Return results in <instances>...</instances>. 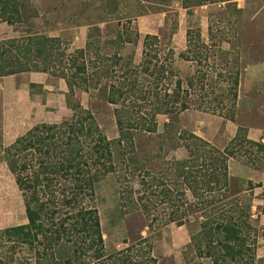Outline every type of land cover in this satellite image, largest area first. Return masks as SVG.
<instances>
[{
  "label": "rangeland",
  "instance_id": "obj_1",
  "mask_svg": "<svg viewBox=\"0 0 264 264\" xmlns=\"http://www.w3.org/2000/svg\"><path fill=\"white\" fill-rule=\"evenodd\" d=\"M15 1L19 14L12 15L11 25L0 20L6 24V27H3L6 31L0 34V41L22 40L33 34L58 38L59 44L54 52L57 57L63 52L65 57L63 59L60 57V60H63L62 66L58 65V60L54 62L56 68H64L68 65V55L75 50L83 49L85 36L90 27L99 26L102 30L100 36H95V39L99 42L98 53L99 57L103 58V65L97 61L96 66L101 69L104 65H110L111 75L102 77L95 89L88 92L76 91L75 97L71 100V103L78 101L83 110L90 112L98 130L90 137H80L82 145L92 143L90 138L96 139L100 133L107 141L118 137L119 131L114 117L115 106L106 103L105 88L108 83L119 86V82L127 78L130 71L133 78H136L137 89L125 93L118 102L124 104L125 109L135 120L138 119V115H144L147 123L151 121L150 102L156 95L162 97L165 87L161 89L163 84L173 89L178 79L184 80L186 76L198 78L204 75V90L195 95L196 97L193 96L192 100L198 102L202 98L200 96L206 94L204 100L209 102L211 110H197L191 105L190 109L177 116V126L187 135L194 134L219 149L226 147L238 128L246 130L248 139L264 144V0L234 2L207 0L205 5L187 9L181 7V0ZM117 20L121 25L115 27ZM125 28L138 33L139 38L136 39L135 45L124 44L123 47H117V43L113 45L105 43L118 39V36L125 39ZM145 35L157 36V47L160 50H157V55L155 50L151 52L157 59H145L142 55V40ZM187 40H191L195 48H200L201 58L197 55L196 58L185 61L177 57L179 53L188 50ZM4 47L9 49L5 56L18 58L20 66L31 70L29 72H34L37 68L34 64H38L39 69L44 67L38 60L31 62L23 59L24 53L17 54L13 47L7 45ZM167 49L172 54L164 59ZM44 54H48V49ZM90 60L92 62L94 56H91ZM117 60L119 65L113 63ZM164 62L171 64L170 69L175 72V76L169 77L156 87L153 85L155 80L150 71L159 69L160 64H165ZM91 68L89 66V73ZM143 68L148 72L143 71ZM236 73L238 85L233 109L234 120H230L227 117L230 116L228 94L232 92L231 81ZM46 76L48 86L52 89H43L42 85L38 84L31 92L33 106L27 114L25 111L19 113L11 98L8 104L4 85L1 89L3 95H0V233L7 228L27 223L23 197L5 163L1 161L3 148L11 145L36 125H59L63 120H68L71 114H78L77 110L70 111L66 105L67 88L64 80L48 73ZM221 104H226L227 108H222ZM170 120L169 115H156L153 119L155 126H147L150 131L155 130L144 134L148 137L141 136L137 147L141 153H146L149 157L159 156L148 163L147 168L152 173L164 168L165 176L172 180L171 172L165 170L167 165L163 163L184 159L187 153L182 147L172 150L165 147V152L158 150V145L167 143L165 134H162L164 125ZM166 129L171 132L172 128ZM247 155H250V152ZM254 158H258L257 155ZM107 165L105 163L106 167ZM113 166L115 172L108 170L98 175L93 182L92 196H87L84 200V204L90 200L97 211L105 257L112 255L113 261L118 253L124 251L125 254L127 248H132L127 253L128 256H132V262L142 260L146 262L145 264H153L149 261L153 259L154 264H210L208 260L197 258L190 244V237L198 229L192 222L180 226L175 222L151 223V227H148L149 221L141 213H125L126 209L120 208V190L125 184H131L132 190L135 191L139 177L136 174L133 176L134 181L127 179L120 184L117 175L124 173L123 168L115 162ZM228 167L230 174L239 183L243 182L244 189L250 188L248 189L251 194L250 224L253 226L250 239L255 238V262L258 263L264 259V214L261 212L264 205V159L261 157L254 163L240 158L231 159ZM97 169L104 172L100 166H97ZM248 181L250 184H247ZM169 188L173 186L170 185ZM43 249L45 250L41 244L35 243L30 248L27 245L5 241L0 237V264H47L45 258H40Z\"/></svg>",
  "mask_w": 264,
  "mask_h": 264
},
{
  "label": "trees",
  "instance_id": "obj_2",
  "mask_svg": "<svg viewBox=\"0 0 264 264\" xmlns=\"http://www.w3.org/2000/svg\"><path fill=\"white\" fill-rule=\"evenodd\" d=\"M206 2L207 0H181V7H199ZM13 14H19L16 1L0 0V20L11 25ZM119 25L121 24L117 20L114 26ZM124 30L125 39L118 36V39L105 43H117V47H123L124 44L135 45L136 39L139 38L138 33L128 28ZM101 31L99 26L90 27L83 49L68 55V65L64 68H56L54 64L58 60V65H61L63 60H60V57H65L63 52L60 57L54 52L59 44L58 38L33 34L22 40L0 41V77L31 71L21 67L18 58L5 56L9 52V49L4 47L7 45L13 47L17 54L24 53L23 59L31 62L38 60L40 65L44 66L39 69V65L34 64L37 67L34 72L48 73L63 79L68 94L65 95L66 105L70 111H78L77 115L71 114L70 120H63L59 125H36L11 145L3 148L1 161L5 163L23 197L27 223L3 230L0 237L30 248L35 243L43 245L45 250L43 249L40 258H45L47 264H145L142 260L132 262V256L127 255L132 248H127L125 254L124 251L118 253L113 261L112 255L105 257L97 211L90 200L84 204L85 198L93 194L95 179L105 171L115 172V162L120 164L124 171L117 175L120 184L127 179L134 181L133 176L136 174L139 177L135 191L132 190L131 184H125L119 192L120 208H125V213H141L149 221L148 227H151V223L175 222L180 226L192 222L198 228L190 237V244L197 258L208 260L210 264H254L255 238L250 239V231L253 230L250 224V188L244 189L243 182L240 184L230 174L228 164L231 159L236 158L250 163L260 160L261 157L264 159V144L248 139L246 130L238 128L226 147L219 149L194 134L187 135L177 126V116L190 109L191 105L193 109L211 110L209 102L204 100L206 94L199 95L202 98L198 102L192 100L193 96L204 90V75L178 79L173 89L163 84L161 89L165 87L162 97L156 95L150 102L152 114L151 121L147 123L144 115H138L135 120L124 104L118 102L125 93L137 89L136 78H133L131 71L128 72V77L120 81L119 86L108 83L105 88L106 103L115 106L118 137L107 141L100 133L96 139L90 138L92 143L82 145L80 142V137H90L98 130L90 112L83 110L78 101L72 104L71 100L76 91L88 92L95 89L102 77L111 75L110 65H104L101 69L96 66L97 61L99 64L103 62L98 53L99 42L95 39V36H100ZM157 44V36L143 37L142 55L145 59H157L151 53L155 50L157 55V50H160ZM187 46L188 50L179 53L177 57L185 61H190L197 55L202 57L200 48H195L191 40H187ZM47 49L48 54H44ZM171 54L167 49L164 59ZM91 56H94L92 62ZM113 63L119 65V60ZM156 63L157 61L154 65ZM160 65L159 69L150 71L155 80L153 85L156 87L169 77L175 76V72L170 69V63ZM89 66L92 67L90 73ZM143 71L148 72L146 68H143ZM237 85L238 73L232 78V92L228 94L230 116L227 117L230 120H234ZM33 87L34 85H30V88ZM226 100L229 101L227 95ZM221 107L227 108V105L221 104ZM158 114L169 115L172 120L166 123L163 129L162 135L165 134L167 143L165 145L159 142L158 150L165 152V147L168 150L182 147L187 153L184 159L163 163L167 165L165 170L171 172L172 180L165 176L164 168L152 173L147 168L148 163L159 156L149 157L137 147L141 136L155 130L150 131L147 126H155L153 119ZM166 127H171V132ZM248 152L250 155H247ZM255 155L258 158H254ZM97 166L102 167L104 172H100ZM247 184H250V181ZM170 185L173 188H169ZM261 212L264 214V205ZM149 261L155 263L153 259ZM262 262L264 259L255 264Z\"/></svg>",
  "mask_w": 264,
  "mask_h": 264
},
{
  "label": "crops",
  "instance_id": "obj_3",
  "mask_svg": "<svg viewBox=\"0 0 264 264\" xmlns=\"http://www.w3.org/2000/svg\"><path fill=\"white\" fill-rule=\"evenodd\" d=\"M0 21V34L5 32L6 24ZM86 39V36H85ZM85 45V43H84ZM4 77H0V95L2 96L3 85L6 96H8V104H10V98L13 100L12 104L15 102V106L17 111L20 113L27 114V111L33 106L32 96L31 93L33 89L39 84L42 85L41 88L43 89H52L48 86V76L46 73L43 72H22L14 75H8ZM10 79V80H8ZM7 85H6V84ZM30 85H34L33 88H30Z\"/></svg>",
  "mask_w": 264,
  "mask_h": 264
}]
</instances>
